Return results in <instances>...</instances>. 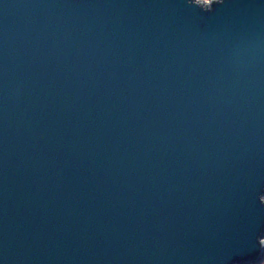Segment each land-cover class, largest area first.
I'll return each mask as SVG.
<instances>
[{
    "label": "water",
    "instance_id": "95a60500",
    "mask_svg": "<svg viewBox=\"0 0 264 264\" xmlns=\"http://www.w3.org/2000/svg\"><path fill=\"white\" fill-rule=\"evenodd\" d=\"M264 0H0V264L264 258Z\"/></svg>",
    "mask_w": 264,
    "mask_h": 264
},
{
    "label": "rangeland",
    "instance_id": "374dc122",
    "mask_svg": "<svg viewBox=\"0 0 264 264\" xmlns=\"http://www.w3.org/2000/svg\"><path fill=\"white\" fill-rule=\"evenodd\" d=\"M263 240H264V238H263ZM257 264H264V258L260 262H258Z\"/></svg>",
    "mask_w": 264,
    "mask_h": 264
}]
</instances>
